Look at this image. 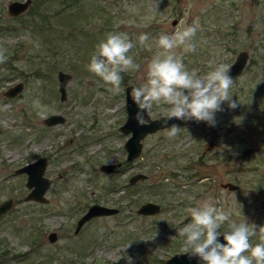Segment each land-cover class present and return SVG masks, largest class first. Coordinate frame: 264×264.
<instances>
[{"label":"rangeland","instance_id":"rangeland-1","mask_svg":"<svg viewBox=\"0 0 264 264\" xmlns=\"http://www.w3.org/2000/svg\"><path fill=\"white\" fill-rule=\"evenodd\" d=\"M11 1L0 0L6 57L0 63V204L12 200L0 215V264H167L181 252L180 229L192 222L188 209L203 201L230 212L237 224L264 227V0H31L15 16L7 10ZM196 20V51L177 53L190 72L204 75L246 50L248 62L230 89L240 104L234 110L222 104L214 127L202 122L182 126L174 138L165 129L147 135L141 156L127 162L128 135L119 130L124 88L145 82L161 34ZM114 32L128 35L135 45L129 55L139 65L121 73L118 92L86 67L96 45ZM142 33L151 47L140 45ZM58 70L71 75L64 100ZM18 82L22 91L7 97ZM39 113L61 114L64 121L48 126ZM148 113L164 114L156 106ZM41 156L50 181L44 203L25 200L27 175L16 172ZM113 162L120 163L114 172L100 170ZM139 172L147 178L128 184ZM225 182L238 187L229 190ZM147 201L161 210L138 215ZM92 203L119 212L94 217L75 234ZM225 230L228 222L219 231ZM259 242L257 230L250 243Z\"/></svg>","mask_w":264,"mask_h":264},{"label":"clouds","instance_id":"clouds-1","mask_svg":"<svg viewBox=\"0 0 264 264\" xmlns=\"http://www.w3.org/2000/svg\"><path fill=\"white\" fill-rule=\"evenodd\" d=\"M198 29L199 21L196 20L191 25L178 27L171 35L159 36L156 46L160 51L147 64L145 82L131 91L138 108L136 120L139 125L148 124L144 113L156 106L164 113L165 124L173 119L195 120L214 127L215 114L223 110L222 104L227 103L233 110L239 106L230 94L233 79L228 75V64L220 63L208 73L197 75L185 67L182 55L177 53L176 49H182L184 53L196 51L194 37ZM138 41L142 46L151 47L146 33L140 34ZM134 46L126 33L106 34V38L96 45L87 70L118 92L123 79L121 73L139 70V65L129 55ZM5 60L0 52V63ZM39 114L46 118L44 113ZM239 119L241 122L242 118ZM181 131L176 124L165 129L169 138L176 137ZM188 211L192 222L180 229V235L185 238L181 248L183 254L198 257L203 264H264V227L257 229L254 224L230 221V212L216 207L212 201H203ZM226 222L228 230L223 233L221 243L219 230ZM257 230L260 242L253 245L250 238L257 235Z\"/></svg>","mask_w":264,"mask_h":264},{"label":"water","instance_id":"water-1","mask_svg":"<svg viewBox=\"0 0 264 264\" xmlns=\"http://www.w3.org/2000/svg\"><path fill=\"white\" fill-rule=\"evenodd\" d=\"M31 3V0H13L7 5V10L10 15H18L27 10ZM173 23H175L173 21ZM248 52L246 50H241L236 55L235 59L230 66L228 75L231 79L240 75L247 62H248ZM71 79V75L63 70H58L57 80H58V91L60 93V100H64L66 97V86L67 82ZM141 84L139 83H129L124 88L125 93V110H126V119L119 126V130L124 134L128 135L124 142V149L126 151L125 161L130 162L134 159L141 156L143 148V139L152 133H155L158 130L166 129L171 127L173 124H176L179 127L185 125L199 124L202 122H197L195 120L191 121H181V120H169L167 124L164 123V114L158 117H151L149 113H144V119L148 121L146 126L139 125L136 120V114L138 111L137 105L133 102L131 97V91L133 87H137ZM23 89V83L18 82L14 86H11L5 91L7 97H14ZM64 121V117L61 114H50L44 118L43 122L48 125H55ZM213 143L210 142L207 150L211 149ZM47 158L44 156L38 157L34 161L25 164L22 167L16 169L17 173H25L27 175L26 186L30 191L26 194L25 200H34L39 202H46L47 198L45 197V192L50 185L49 179L44 175L47 166ZM120 166V163H102L100 165V170L103 173H112ZM147 178L145 173H135L129 177V183L133 184L138 180H144ZM222 187L229 190L237 189V185L232 182H225L221 184ZM12 200L9 199L0 204V215L5 213L11 208ZM161 210V206L152 201H147L141 204L136 213L138 215H153L158 213ZM118 212V208L102 205L99 203H94L88 207V209L78 218L76 222V227L74 233L76 234L84 223L90 219L98 216L112 215ZM227 231V230H225ZM221 232L220 242L223 243V233ZM49 240H56V232L49 233ZM167 264H203L198 257L185 255L182 252L174 253L172 256L166 259Z\"/></svg>","mask_w":264,"mask_h":264},{"label":"flooded vegetation","instance_id":"flooded-vegetation-1","mask_svg":"<svg viewBox=\"0 0 264 264\" xmlns=\"http://www.w3.org/2000/svg\"><path fill=\"white\" fill-rule=\"evenodd\" d=\"M132 175H133V174H132ZM138 181H139V180H138ZM138 181H136V182L133 183V184H136ZM140 181H141V180H140ZM128 184H131V183H129V179H128ZM92 204H94V203H92ZM92 204H91V205H92ZM99 204H101V203H99ZM91 205H89V206H91ZM102 205H103V204H102ZM159 205H160V204H159ZM89 206H88V207H89ZM116 208H117V207H116ZM87 209H88V208H87ZM87 209H86V210H87ZM118 212H119V209H118ZM118 212H116V213H118ZM98 217H99V216H98ZM90 220H91V219H90ZM90 220H89V221H90ZM76 222H77V221H76ZM87 222H88V221H87ZM75 227H76V226H75ZM74 229H75V228H74Z\"/></svg>","mask_w":264,"mask_h":264}]
</instances>
